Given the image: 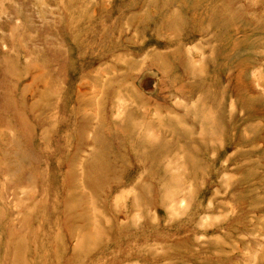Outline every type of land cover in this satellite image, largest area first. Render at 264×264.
Returning a JSON list of instances; mask_svg holds the SVG:
<instances>
[{
    "label": "rangeland",
    "instance_id": "obj_1",
    "mask_svg": "<svg viewBox=\"0 0 264 264\" xmlns=\"http://www.w3.org/2000/svg\"><path fill=\"white\" fill-rule=\"evenodd\" d=\"M0 264H264V0H0Z\"/></svg>",
    "mask_w": 264,
    "mask_h": 264
}]
</instances>
